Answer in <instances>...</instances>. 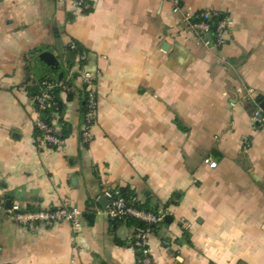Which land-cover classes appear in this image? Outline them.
<instances>
[{
  "label": "crops",
  "instance_id": "obj_1",
  "mask_svg": "<svg viewBox=\"0 0 264 264\" xmlns=\"http://www.w3.org/2000/svg\"><path fill=\"white\" fill-rule=\"evenodd\" d=\"M58 1L0 0V264H138L133 228L111 227L99 203L118 189L171 218L147 236L152 264H264V125L250 122L264 101V0H180L178 11L168 0H89L82 12ZM201 12L228 20L222 47L187 29L184 16ZM84 71L96 74L87 145ZM57 76L72 99L60 93L52 119L69 134L59 150L39 148L34 92ZM7 201L77 209L80 228L29 230ZM96 202L88 226L82 213Z\"/></svg>",
  "mask_w": 264,
  "mask_h": 264
},
{
  "label": "built area",
  "instance_id": "obj_2",
  "mask_svg": "<svg viewBox=\"0 0 264 264\" xmlns=\"http://www.w3.org/2000/svg\"><path fill=\"white\" fill-rule=\"evenodd\" d=\"M173 5L174 11H178L181 7L180 0H168ZM58 5L62 3V0L58 1ZM73 6L78 11H86L91 8L89 0H75ZM215 20V30L211 32L210 23ZM184 22L187 29L195 36L198 41H201L206 46H213L220 48L225 44V33L229 26L228 20L222 18L217 13L201 12L186 14L184 16ZM209 36V40L205 41V37ZM68 48L75 50L76 44L69 43ZM79 62L85 63L86 57L83 54L78 55ZM83 82V111H84V123L82 128V143L87 145L93 140L91 129L95 122L97 112V100L95 93V79L96 74L90 71L82 72L80 76ZM69 79H72L70 77ZM41 92L33 97L34 104L37 111L44 112V110L53 108V116H58L57 102L55 101L54 91L60 90V93L69 94L72 92V87L69 82H56L51 83L44 81L41 84ZM59 93V94H60ZM250 122L252 125H264V110L260 108V105H256L250 116ZM35 127L40 130L41 136L38 138L37 147H48L50 149L59 150L63 147L64 139H61L58 135V130L55 127V122L52 119L50 124H46L40 119L35 122ZM203 164L210 169L217 167V162L207 157L203 160ZM104 198L107 200V206L105 207V213L110 220L124 219L127 216L133 217L146 223L148 226L157 227L164 220L165 215L161 212L157 214L148 213L142 210H137L132 206H129L127 202L119 196L117 190H108L104 194ZM5 202L0 201V208L4 209ZM5 212L15 222L22 224L29 230H34L38 225H53L62 221L70 222L74 231H77L81 225V213L77 209H66L63 207L53 210L41 211V212H27L21 210L17 204H13ZM151 233V229H146L144 232L137 233L134 236L133 246L139 248L142 251L144 257L143 264H152L149 253L147 250L146 240L147 236Z\"/></svg>",
  "mask_w": 264,
  "mask_h": 264
},
{
  "label": "trees",
  "instance_id": "obj_3",
  "mask_svg": "<svg viewBox=\"0 0 264 264\" xmlns=\"http://www.w3.org/2000/svg\"><path fill=\"white\" fill-rule=\"evenodd\" d=\"M210 25H211V32L213 33V31L215 30V20H213L210 23ZM68 50H69V54L71 56H73V57H75V55H79L80 54V52L78 51L77 48L75 50H70L68 48ZM44 81H48V82H51V83L64 82L65 81V77L63 76L61 79H58V76H57V77H55L53 79H50V80L49 79L41 80L39 82L38 88L34 92V97L41 92V90H42L41 84ZM53 93L55 95V101L57 102V109H58L57 113L61 114L63 112V110H64V106H63V103L61 102V100L59 98L60 90L56 89ZM71 99H72V94L71 93L67 94V101H70ZM53 111H54L53 108H49V109L44 110V112H40V120L43 121L46 124H50V122L52 120ZM68 134H69V129L66 126L63 125V128L60 130V132H58L59 137L61 139H65ZM34 136L36 138L41 136L40 130H38L36 127L34 129ZM117 191L119 193V196L122 197L127 202V204L129 206H132L133 208H135L137 210H142V211H145V212H148V213L157 214L156 210L149 209L145 205H141L140 203H138L135 200V198L132 195V193L129 192V190H127V189H118ZM95 205H96L97 209H102L101 205L98 202H96V204L87 203L86 204V208H85L84 212L82 213V220L88 226H91L94 223L95 211L93 210V208L95 207ZM168 206H169V204L167 203V208H168ZM27 212H35V211L27 210ZM109 221H110L111 227H117L118 225L126 224L128 227L133 228L134 233H133V235L131 237V245L136 251V258H137L138 264H143L144 257L142 255V251L139 248H136V247L133 246L134 236L137 233L144 232L148 228L151 229V232H154L156 227L148 226L146 223H144V222H142L140 220H137V219H135L133 217H130V216H127L124 219H115V220H110L109 219ZM117 243L118 244H122V242H120V241H117Z\"/></svg>",
  "mask_w": 264,
  "mask_h": 264
},
{
  "label": "water",
  "instance_id": "obj_4",
  "mask_svg": "<svg viewBox=\"0 0 264 264\" xmlns=\"http://www.w3.org/2000/svg\"><path fill=\"white\" fill-rule=\"evenodd\" d=\"M260 108L264 110V101L260 104ZM99 203L102 205L103 208L107 206V200L105 198L99 199ZM10 206H11V202L7 201L6 207L10 208ZM170 221H171V218L169 216H165L164 222H170Z\"/></svg>",
  "mask_w": 264,
  "mask_h": 264
}]
</instances>
